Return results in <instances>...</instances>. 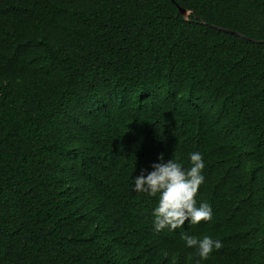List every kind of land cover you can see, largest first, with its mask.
Segmentation results:
<instances>
[{"label":"trees","instance_id":"16d2710c","mask_svg":"<svg viewBox=\"0 0 264 264\" xmlns=\"http://www.w3.org/2000/svg\"><path fill=\"white\" fill-rule=\"evenodd\" d=\"M197 151L212 220L155 232L133 176ZM183 231L264 264V0H0V264H193Z\"/></svg>","mask_w":264,"mask_h":264},{"label":"clouds","instance_id":"9594fccd","mask_svg":"<svg viewBox=\"0 0 264 264\" xmlns=\"http://www.w3.org/2000/svg\"><path fill=\"white\" fill-rule=\"evenodd\" d=\"M188 161L190 167H185L178 158L165 159L160 154L148 169L142 168L133 176L134 191L157 198L151 213L155 232L164 229L173 232L183 228L186 221L189 225H196L213 218L211 205L204 201L197 205L196 200L198 188L205 180L203 155L198 151L189 153ZM180 238L185 247L194 250L190 256L193 264H202L222 247L221 241L211 235L198 237L183 231Z\"/></svg>","mask_w":264,"mask_h":264},{"label":"water","instance_id":"95a60500","mask_svg":"<svg viewBox=\"0 0 264 264\" xmlns=\"http://www.w3.org/2000/svg\"><path fill=\"white\" fill-rule=\"evenodd\" d=\"M180 11L184 14L185 13V10H183V9H180Z\"/></svg>","mask_w":264,"mask_h":264}]
</instances>
